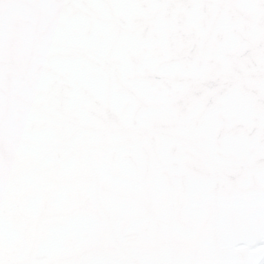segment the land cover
<instances>
[{
	"label": "water",
	"instance_id": "95a60500",
	"mask_svg": "<svg viewBox=\"0 0 264 264\" xmlns=\"http://www.w3.org/2000/svg\"><path fill=\"white\" fill-rule=\"evenodd\" d=\"M0 264H264V0H0Z\"/></svg>",
	"mask_w": 264,
	"mask_h": 264
}]
</instances>
